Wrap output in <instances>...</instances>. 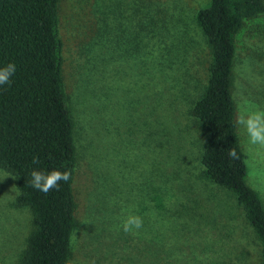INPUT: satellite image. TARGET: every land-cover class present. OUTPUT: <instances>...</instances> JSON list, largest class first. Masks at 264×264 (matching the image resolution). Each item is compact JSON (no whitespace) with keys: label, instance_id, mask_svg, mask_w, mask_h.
Segmentation results:
<instances>
[{"label":"rangeland","instance_id":"rangeland-1","mask_svg":"<svg viewBox=\"0 0 264 264\" xmlns=\"http://www.w3.org/2000/svg\"><path fill=\"white\" fill-rule=\"evenodd\" d=\"M209 3L60 1L76 124L71 264L260 263L243 207L202 175L206 138L190 114L212 60L196 21ZM233 76L247 182L264 203V13L238 36ZM17 194L0 169V264H19L32 228Z\"/></svg>","mask_w":264,"mask_h":264},{"label":"trees","instance_id":"trees-1","mask_svg":"<svg viewBox=\"0 0 264 264\" xmlns=\"http://www.w3.org/2000/svg\"><path fill=\"white\" fill-rule=\"evenodd\" d=\"M61 0H0V169L15 178V207L32 228L19 264H71L76 218L75 120L64 76ZM264 13V0H210L196 21L212 60L190 109L206 138L203 177L228 189L262 247L264 203L247 182L233 98L240 32ZM161 205V204H159ZM163 208V207H162Z\"/></svg>","mask_w":264,"mask_h":264}]
</instances>
